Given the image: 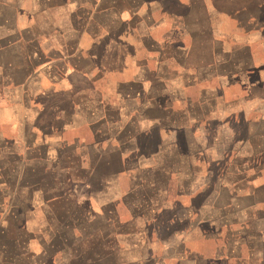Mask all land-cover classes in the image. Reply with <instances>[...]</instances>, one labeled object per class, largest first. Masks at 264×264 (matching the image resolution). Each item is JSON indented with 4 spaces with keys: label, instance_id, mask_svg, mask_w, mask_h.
Here are the masks:
<instances>
[{
    "label": "crops",
    "instance_id": "0c3cea01",
    "mask_svg": "<svg viewBox=\"0 0 264 264\" xmlns=\"http://www.w3.org/2000/svg\"><path fill=\"white\" fill-rule=\"evenodd\" d=\"M0 264H264V0H0Z\"/></svg>",
    "mask_w": 264,
    "mask_h": 264
},
{
    "label": "rangeland",
    "instance_id": "374dc122",
    "mask_svg": "<svg viewBox=\"0 0 264 264\" xmlns=\"http://www.w3.org/2000/svg\"><path fill=\"white\" fill-rule=\"evenodd\" d=\"M20 203V201L18 200V204ZM23 203H20L19 205H22ZM14 232V231H13ZM12 232V230L9 232V233H7V238H8V236H14L15 237V234ZM14 234V235H13ZM1 240H5V239H1ZM59 240L58 239H55L53 242H52V244L55 246V245H59Z\"/></svg>",
    "mask_w": 264,
    "mask_h": 264
}]
</instances>
